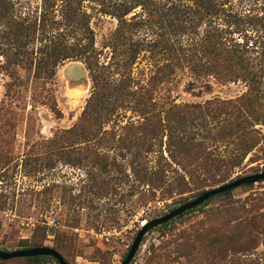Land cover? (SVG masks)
Listing matches in <instances>:
<instances>
[{"label": "trees", "instance_id": "trees-1", "mask_svg": "<svg viewBox=\"0 0 264 264\" xmlns=\"http://www.w3.org/2000/svg\"><path fill=\"white\" fill-rule=\"evenodd\" d=\"M60 1V19L49 21L44 11L39 22H30L14 14L11 0H0V57L5 65H32L34 77L40 79L43 73L54 76L56 68L66 61L83 60L92 82V94L77 123L48 140V150L34 164L26 156L22 166L34 165L31 171H51L60 160L75 165V142L90 141L96 135L93 128L106 124L120 109L141 118L126 125L128 133L123 142L126 155L135 163L130 170L143 187H149L146 193L150 197L156 196L154 190L181 194L190 186L227 176L263 144L264 105L260 101L264 98V4L248 0ZM85 1L118 22L105 42L109 57L101 64L90 16L82 8ZM34 42L39 46L28 52ZM182 77L189 78L190 90L195 84L211 90L210 82L215 80L220 84L242 81L248 84V91L233 99L215 97L180 104L173 100L162 106L164 115L159 112L157 117L152 116L159 106L154 101L159 88ZM15 84H9V90ZM51 108L61 116L55 101ZM1 111L0 128H15L6 117L13 113ZM12 139L0 131L3 166L11 163L8 145ZM154 140L160 156L153 167L146 157L152 152ZM70 198L75 204L76 198ZM263 202L252 201L249 208L242 204L240 212L230 216L232 219L218 216L213 224H199L206 242L218 248V263L212 264H231L233 256H251L259 247L264 236ZM40 242L37 240L31 248L43 247Z\"/></svg>", "mask_w": 264, "mask_h": 264}, {"label": "rangeland", "instance_id": "rangeland-1", "mask_svg": "<svg viewBox=\"0 0 264 264\" xmlns=\"http://www.w3.org/2000/svg\"><path fill=\"white\" fill-rule=\"evenodd\" d=\"M248 1L264 4V0ZM11 2L14 14L28 18L30 22H39L44 11L48 12L49 21L60 19V0ZM82 8L90 16L95 47L101 52L99 62L104 63L109 57L105 42L118 22L100 13L99 7L89 1H85ZM2 35L0 33V37ZM69 42L72 44L74 40ZM38 46L39 43L34 42L28 52L35 51ZM42 76L40 79L34 77L32 65L24 68L5 65V60L0 57V127L4 113L1 109L13 113L6 117L15 124L11 130L0 128L7 138L14 139L8 145L11 163L7 166L0 164V203L3 204L0 208V250L4 252L31 248L41 239V246L57 250L68 264H121L143 221L163 217L206 190L264 171L263 141L240 167L227 176L190 186L181 194L154 190L156 196L150 197L146 193L149 187H143L130 170L131 164L135 166V163L130 155H126L123 142L128 133L126 125L137 123L141 118L124 109L117 110L103 126L93 128L96 135L90 141L75 142V165L60 160L54 170L31 171L34 165L22 166V160L27 156L34 164L38 156L42 157L48 150L45 147L48 140L77 123L92 94L90 73L83 60L66 61L56 68L54 76L47 77L44 73ZM189 81V78L182 77L177 82L163 84L154 100L159 106L151 115L157 117L159 112L164 115L162 106L173 100L180 104L199 103L215 97L233 99L248 91V84L242 81L220 84L212 80L211 90L200 84L190 90ZM13 82L16 84L9 90L8 86ZM54 101L61 116L51 108ZM260 102L264 105V98ZM162 140V149L165 150L166 138ZM153 144L152 152L146 158L154 167L160 148L157 141L154 140ZM91 152L105 153V156L97 158ZM45 189L47 192L40 194ZM112 193L115 195L111 196ZM71 196L76 198L77 205L72 204ZM262 199L264 181L213 197L195 211L149 231L143 237L132 264L218 263V248L206 242L204 229L199 224H213L218 221V216L232 219L230 216L235 214L234 211L238 212L242 204L246 203L249 208L252 201L256 203ZM261 207L260 211H264V202ZM45 226L47 229H42ZM261 237V244L251 256L235 255L230 259L231 264H264V236ZM0 264L58 263L45 257L40 260H0Z\"/></svg>", "mask_w": 264, "mask_h": 264}, {"label": "water", "instance_id": "water-1", "mask_svg": "<svg viewBox=\"0 0 264 264\" xmlns=\"http://www.w3.org/2000/svg\"><path fill=\"white\" fill-rule=\"evenodd\" d=\"M261 181H264V171L257 174L239 178L237 180H234L217 188L206 190L196 199L180 205L179 207L173 209L165 216L154 219L150 222H146L145 224L142 225L140 231L136 235V238L133 244L131 245L126 258L123 260L121 264H132L135 255L138 249L140 248L143 237L152 229L173 220L174 218L184 214L185 212H188L203 205L205 202H207L213 197L225 194L241 186L252 185ZM33 257H50V258H54L59 264H68L63 258V256L57 250L46 246L34 247L25 250H17L13 252H4L0 250V259L3 261L19 259V258H33Z\"/></svg>", "mask_w": 264, "mask_h": 264}, {"label": "bare ground", "instance_id": "bare-ground-1", "mask_svg": "<svg viewBox=\"0 0 264 264\" xmlns=\"http://www.w3.org/2000/svg\"><path fill=\"white\" fill-rule=\"evenodd\" d=\"M142 224H145V221H143V223Z\"/></svg>", "mask_w": 264, "mask_h": 264}]
</instances>
